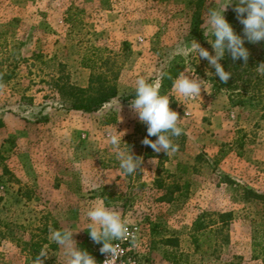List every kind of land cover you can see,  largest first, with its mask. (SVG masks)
<instances>
[{
  "label": "rangeland",
  "instance_id": "374dc122",
  "mask_svg": "<svg viewBox=\"0 0 264 264\" xmlns=\"http://www.w3.org/2000/svg\"><path fill=\"white\" fill-rule=\"evenodd\" d=\"M223 2L0 0V264H33L45 248L44 264H65L50 240V229L63 228L79 230L77 246L98 263L102 245L84 229L100 201L141 227L137 264H264L262 74L230 59L224 83L206 60L180 51L196 41L212 53L204 21ZM234 6L224 15L238 21ZM242 28L233 27L243 37ZM244 39L254 59L264 53L263 42ZM176 55L179 74L207 81L192 100L173 84L162 93L183 129L166 155L141 143L146 125L130 101L135 81L156 80ZM102 81L117 97L91 113L70 108V87ZM115 129L142 158L133 175H122L107 141Z\"/></svg>",
  "mask_w": 264,
  "mask_h": 264
},
{
  "label": "clouds",
  "instance_id": "9594fccd",
  "mask_svg": "<svg viewBox=\"0 0 264 264\" xmlns=\"http://www.w3.org/2000/svg\"><path fill=\"white\" fill-rule=\"evenodd\" d=\"M232 4L235 5L233 10L237 20L243 26V37L234 31L233 26L225 18L224 13ZM204 24L206 27L203 34L211 45L212 53L196 41L192 42L190 47L182 48L180 51L188 54L194 52L198 59L206 60L208 65L214 68L215 76L226 83L232 74L220 63L225 55H230L233 61L243 60L247 64L249 52L244 47V38L252 43L264 42V0H225L220 6L207 9ZM258 68L261 74H264V63H261ZM209 73L213 75L211 72L207 74ZM166 77H169L168 72L161 69L159 77L152 82L143 77L138 78L135 81V94L130 101V107L137 115L139 122L146 125L147 135L141 143L150 147L155 153L164 152L167 155L178 151V145L174 143L173 137H179L183 129L178 126V120H180L178 113L169 107V96L162 95L160 92L161 81ZM206 81L184 71L174 79L173 88L183 100H192L201 97L202 90L206 89ZM123 135L124 132L115 129L114 132L107 133V141L119 162L122 175L130 176L140 170L142 158L134 157L129 147L122 146L125 144ZM149 137H156V139L152 140ZM85 215L87 228L84 230L88 232L94 243L102 245L99 251L102 254H108L109 258L105 262L110 261L111 264H116L120 257L117 242L123 240L128 233V227L121 215L106 207L102 201L91 205ZM78 231L72 228L50 229V240L62 250L65 264H97L93 256L77 246L73 234ZM48 253L47 248L41 249L34 257L33 264H44Z\"/></svg>",
  "mask_w": 264,
  "mask_h": 264
},
{
  "label": "trees",
  "instance_id": "16d2710c",
  "mask_svg": "<svg viewBox=\"0 0 264 264\" xmlns=\"http://www.w3.org/2000/svg\"><path fill=\"white\" fill-rule=\"evenodd\" d=\"M228 22L235 27L236 29H240L242 26L236 19H234V16H230L227 18ZM264 43V42H263ZM247 45H251V42L247 41ZM229 59V60H228ZM231 56L225 57L222 60V64L225 68L230 63ZM176 60H179L182 64L184 62V58L180 55L174 56L171 61L168 63L167 67L164 69L165 71L168 72L169 77L164 78L161 81V87H160V92L161 94L167 90L169 87L172 86L174 79L178 76L179 74V69L173 66V62ZM264 63V53L258 57V58H253L250 54L247 60V66L249 70H242L244 72H248L250 70H254V68L259 69L258 66ZM239 66H242L238 63H236V68ZM5 78V75L1 73L0 71V81ZM260 84H264V74L261 75L260 78ZM70 94V100H69V106L73 110H78V111H84V112H95L98 109H100L103 105L108 103L110 100L114 99L117 97V89L114 84L107 82V81H102L99 83L97 87L93 86L92 83L87 88H80V87H70V90L68 92ZM3 126V120L0 117V127ZM182 166V165H179ZM246 193H250L255 197H263L262 195L256 194L251 190H246ZM201 228V227H200ZM194 244L195 247L197 248V239H194ZM37 245V243H30L29 244V249L30 251H33L34 247ZM34 257H36L34 255ZM33 257V258H34Z\"/></svg>",
  "mask_w": 264,
  "mask_h": 264
},
{
  "label": "built area",
  "instance_id": "2783aa9c",
  "mask_svg": "<svg viewBox=\"0 0 264 264\" xmlns=\"http://www.w3.org/2000/svg\"><path fill=\"white\" fill-rule=\"evenodd\" d=\"M128 233L126 237L117 242L120 250V257L117 259L116 264H137V258L134 256L136 245L142 238L141 227L137 224L127 225ZM100 247H98V250ZM101 253V252H100ZM108 254H102L97 264H111V262H105L108 259Z\"/></svg>",
  "mask_w": 264,
  "mask_h": 264
},
{
  "label": "crops",
  "instance_id": "0c3cea01",
  "mask_svg": "<svg viewBox=\"0 0 264 264\" xmlns=\"http://www.w3.org/2000/svg\"><path fill=\"white\" fill-rule=\"evenodd\" d=\"M146 170H148V171H149V169H148V168H146Z\"/></svg>",
  "mask_w": 264,
  "mask_h": 264
}]
</instances>
